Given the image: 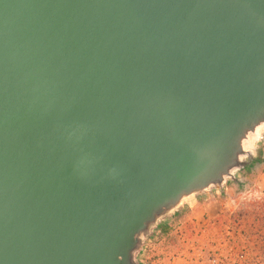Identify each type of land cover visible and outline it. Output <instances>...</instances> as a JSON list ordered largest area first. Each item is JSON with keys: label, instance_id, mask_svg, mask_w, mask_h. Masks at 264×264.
Returning <instances> with one entry per match:
<instances>
[{"label": "water", "instance_id": "water-1", "mask_svg": "<svg viewBox=\"0 0 264 264\" xmlns=\"http://www.w3.org/2000/svg\"><path fill=\"white\" fill-rule=\"evenodd\" d=\"M263 140L264 0H0V264H142Z\"/></svg>", "mask_w": 264, "mask_h": 264}, {"label": "rangeland", "instance_id": "rangeland-1", "mask_svg": "<svg viewBox=\"0 0 264 264\" xmlns=\"http://www.w3.org/2000/svg\"><path fill=\"white\" fill-rule=\"evenodd\" d=\"M248 162L222 191L197 197L160 222L139 255L142 264H259L257 231L239 214L264 198V140Z\"/></svg>", "mask_w": 264, "mask_h": 264}, {"label": "trees", "instance_id": "trees-1", "mask_svg": "<svg viewBox=\"0 0 264 264\" xmlns=\"http://www.w3.org/2000/svg\"><path fill=\"white\" fill-rule=\"evenodd\" d=\"M253 164V162L249 163L247 162L244 169H248L251 165ZM255 207L253 210L249 211V212H242L239 214V220H241V223L244 221H249L251 222L252 226L256 229V234L258 236V240L260 245L263 247L262 250V254L263 255H259L260 256V260L259 264H264V198L258 202L254 203ZM240 223V224H241ZM162 226V224H160V227ZM163 230L164 233H167L170 230V227H165V228H161ZM263 259V260H262Z\"/></svg>", "mask_w": 264, "mask_h": 264}]
</instances>
